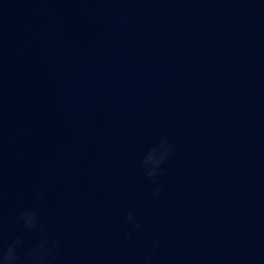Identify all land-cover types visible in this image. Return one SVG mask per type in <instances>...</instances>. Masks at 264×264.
Segmentation results:
<instances>
[{"label": "water", "instance_id": "95a60500", "mask_svg": "<svg viewBox=\"0 0 264 264\" xmlns=\"http://www.w3.org/2000/svg\"><path fill=\"white\" fill-rule=\"evenodd\" d=\"M24 208L55 264H264V3L0 0V245L20 255Z\"/></svg>", "mask_w": 264, "mask_h": 264}, {"label": "clouds", "instance_id": "9594fccd", "mask_svg": "<svg viewBox=\"0 0 264 264\" xmlns=\"http://www.w3.org/2000/svg\"><path fill=\"white\" fill-rule=\"evenodd\" d=\"M264 3V0H261ZM172 151L171 144L167 141L164 142L160 153L156 154L151 161H146L142 167L144 175L150 180L152 184L151 195L156 198L160 195L161 186L158 182V175L161 171L159 168L160 163ZM44 197L43 191H37L36 198L42 199ZM17 220L22 224L26 230H37L39 233L36 241L28 247L23 255H20L18 249L23 246L21 235H17L10 239L6 245H0V264H55V256L52 255L55 250L58 253L57 242L51 239L44 229L38 210L35 208H24L17 216ZM124 221L135 230L142 229V225L137 216L132 211L124 213ZM122 239L128 240L129 233L125 232ZM159 234L152 238V250L155 251L159 243ZM153 256L150 254L144 258V264H152Z\"/></svg>", "mask_w": 264, "mask_h": 264}]
</instances>
